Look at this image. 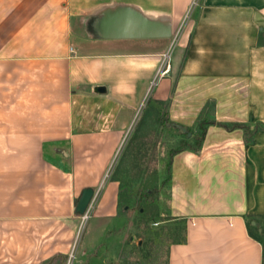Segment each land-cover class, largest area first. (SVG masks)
I'll return each mask as SVG.
<instances>
[{"label":"crops","instance_id":"1","mask_svg":"<svg viewBox=\"0 0 264 264\" xmlns=\"http://www.w3.org/2000/svg\"><path fill=\"white\" fill-rule=\"evenodd\" d=\"M191 1L0 0V264L66 255L85 187L76 264H131L121 252L135 204L153 194L123 192L108 166L130 135L159 148V136L179 142L175 124L199 118L214 123L198 150L155 149L166 212L184 224L162 264H264L250 228L264 225V0H197L188 12ZM117 6L169 33L100 37L99 13ZM218 122L244 124L251 137ZM127 151L123 167L133 165ZM150 162L151 149L142 166Z\"/></svg>","mask_w":264,"mask_h":264},{"label":"rangeland","instance_id":"2","mask_svg":"<svg viewBox=\"0 0 264 264\" xmlns=\"http://www.w3.org/2000/svg\"><path fill=\"white\" fill-rule=\"evenodd\" d=\"M75 34L76 31L73 29L72 35ZM172 48L173 46L169 48L167 52L168 55L172 53ZM144 103L145 104H143L144 106L141 107L140 111L142 112V115L145 116L143 122L147 123V112L154 111L155 109L150 105H146L147 101ZM159 137H161L159 144H157L159 148L157 147L153 149V147H151L152 140L148 136H139L136 134L130 135L128 140V142L130 141V143L128 144L127 142L128 146L127 144H125L122 153L118 156V158L117 155L114 157L111 164L108 166V170L105 174V178H108L110 175L113 176L114 173L116 175H119L121 182L120 184L125 188L123 189V192L131 191L135 192L138 195L145 196L147 190H150L153 194L147 199H141V202H136L135 204L136 208H134V225L132 230L129 231L130 236L132 235V241L129 243V237H127L126 240H124L126 241V243L121 252V256L125 260L130 261L131 264L164 263L170 243L176 240H180L183 237V222L180 220H171L166 212L167 198L165 194H167V191L163 185L164 183L158 181L159 173L160 171L164 170L165 166L163 163H161V161L159 162L156 160V156L158 158L161 157L158 155V152L155 153V149L156 151H160V153H165L166 150H169L167 147L174 145L178 146L179 142L174 140V136H167L166 139L164 138V136ZM130 148L134 154L133 165L131 167H123L121 166V164H124L125 159L121 160V156L123 152L125 153V151L127 150L130 151ZM149 149H151V166L149 168L150 170H148L147 167L142 166L143 158ZM119 150L116 154H118ZM157 164H160L161 167H157ZM122 173H124V177ZM125 175H127L126 178ZM122 198L126 199L125 197ZM123 199L122 201H124ZM130 201V199H127V202ZM125 203L126 202L124 201V203L122 204ZM137 206H142L144 208L142 210V213L138 211ZM81 219L82 226L77 229L75 236L72 239L71 250L66 255L55 256V261L53 262V264H76V258L78 253L77 244L82 235V228L86 220L85 218H82V214ZM254 227L255 229L253 227H250L251 230L256 235H258V237L264 240V225L262 226L258 224V226L254 225Z\"/></svg>","mask_w":264,"mask_h":264},{"label":"water","instance_id":"3","mask_svg":"<svg viewBox=\"0 0 264 264\" xmlns=\"http://www.w3.org/2000/svg\"><path fill=\"white\" fill-rule=\"evenodd\" d=\"M100 16V17H99ZM100 37H155L168 34V28L159 31L154 20L149 19L138 11L127 7L117 6L106 9L99 13ZM94 92L103 93L106 91L104 86L98 85L93 88ZM176 127L185 132L186 129L178 124ZM93 195V188L85 187L76 202L75 210L78 214H83L90 203Z\"/></svg>","mask_w":264,"mask_h":264},{"label":"trees","instance_id":"4","mask_svg":"<svg viewBox=\"0 0 264 264\" xmlns=\"http://www.w3.org/2000/svg\"><path fill=\"white\" fill-rule=\"evenodd\" d=\"M213 124V120H207L206 118H199L198 121L196 122L194 128H189V127H184L186 129L185 132H182L180 128L174 127L177 131H180L181 137L179 140V145L174 148L175 151L182 150V149H192L194 151L198 150L200 148L201 142L203 140L205 130L207 125ZM218 125H222L226 127L227 129H231L234 127H241V128H246L244 127V124H238V123H217ZM183 127V126H182ZM264 128L263 125H258V129ZM248 132H246L247 137H251V133L248 131V129H245ZM183 140V142H182ZM186 144V145H185ZM174 151V150H171Z\"/></svg>","mask_w":264,"mask_h":264},{"label":"built area","instance_id":"5","mask_svg":"<svg viewBox=\"0 0 264 264\" xmlns=\"http://www.w3.org/2000/svg\"><path fill=\"white\" fill-rule=\"evenodd\" d=\"M197 4V0H192L191 1V3H190V6H189V9H188V12L191 10V8L193 7V6H195ZM169 69V64H168V61L167 62H165V63H163L162 65H161V67L158 69V73H157V75L158 76H161V75H163L167 70ZM88 210H87V208H86V210H85V212L82 214V218H87L88 217V212H87ZM67 264H69V263H67Z\"/></svg>","mask_w":264,"mask_h":264}]
</instances>
